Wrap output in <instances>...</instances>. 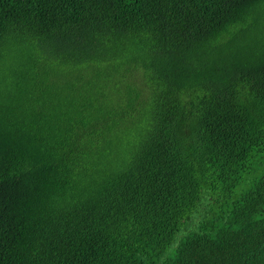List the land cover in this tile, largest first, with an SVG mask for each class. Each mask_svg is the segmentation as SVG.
Segmentation results:
<instances>
[{
    "label": "trees",
    "instance_id": "obj_1",
    "mask_svg": "<svg viewBox=\"0 0 264 264\" xmlns=\"http://www.w3.org/2000/svg\"><path fill=\"white\" fill-rule=\"evenodd\" d=\"M0 264H264V0H0Z\"/></svg>",
    "mask_w": 264,
    "mask_h": 264
}]
</instances>
